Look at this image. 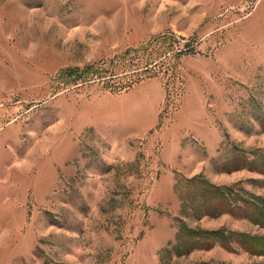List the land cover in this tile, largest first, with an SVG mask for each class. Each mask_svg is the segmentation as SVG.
<instances>
[{"label":"rangeland","instance_id":"1","mask_svg":"<svg viewBox=\"0 0 264 264\" xmlns=\"http://www.w3.org/2000/svg\"><path fill=\"white\" fill-rule=\"evenodd\" d=\"M0 264H264V0H0Z\"/></svg>","mask_w":264,"mask_h":264},{"label":"trees","instance_id":"2","mask_svg":"<svg viewBox=\"0 0 264 264\" xmlns=\"http://www.w3.org/2000/svg\"><path fill=\"white\" fill-rule=\"evenodd\" d=\"M153 43V42H152ZM152 43L151 44H148V46L147 47H151V45H152ZM154 44V43H153ZM146 49H148V48H146ZM171 51H173L174 53H176V54H181V53H183L184 51H183V49H180V48H174L173 46H170V47H162V46H160L159 47V49L158 50H156L155 52L158 54V57L159 58H162V57H164V56H166L167 55V52L169 53V52H171ZM137 52V51H136ZM138 53V52H137ZM135 59L137 60V62H134V66L135 67H137V68H139V69H142L143 71H144V73H145V71L146 72H149V68H150V64L152 63L151 61H149V60H144L143 61V58L140 56V55H137V56H135L134 57V61H135ZM126 60H128L127 58H126ZM143 62H142V61ZM158 60H160V59H158ZM161 62V61H160ZM159 62H157V64H158ZM141 64H144V65H141ZM112 70V69H111ZM119 79L117 78V72H112V73H110V77H109V81L107 82V85L109 86V87H111L112 88V90H122V89H125V88H129L133 83H134V81L132 82V83H130V84H127V85H123L122 83H119V81H118Z\"/></svg>","mask_w":264,"mask_h":264}]
</instances>
